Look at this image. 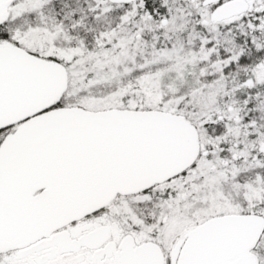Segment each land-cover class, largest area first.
<instances>
[{
	"label": "snow or ice",
	"instance_id": "1",
	"mask_svg": "<svg viewBox=\"0 0 264 264\" xmlns=\"http://www.w3.org/2000/svg\"><path fill=\"white\" fill-rule=\"evenodd\" d=\"M0 264H264V0H0Z\"/></svg>",
	"mask_w": 264,
	"mask_h": 264
}]
</instances>
